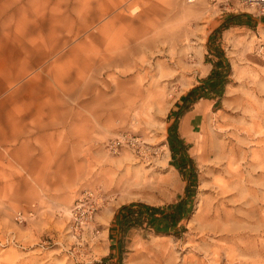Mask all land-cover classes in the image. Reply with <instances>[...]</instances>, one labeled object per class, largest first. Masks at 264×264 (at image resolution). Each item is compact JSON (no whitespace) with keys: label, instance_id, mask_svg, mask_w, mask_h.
<instances>
[{"label":"rangeland","instance_id":"374dc122","mask_svg":"<svg viewBox=\"0 0 264 264\" xmlns=\"http://www.w3.org/2000/svg\"><path fill=\"white\" fill-rule=\"evenodd\" d=\"M234 14L245 24L220 29ZM260 17L237 0H0V61L30 40L57 43L35 44L42 56L0 90V101L46 94L39 117L33 104L20 122L68 145L46 150L38 166L46 170L31 172L9 170L11 150L0 147V167L23 178L12 189L0 179V264H264ZM210 37L225 54L228 82L217 102L183 115L177 103L211 67ZM173 122L193 165L184 175L168 143ZM74 143L80 165L70 180L65 167L53 169ZM181 201L189 206L175 231L118 234L122 205Z\"/></svg>","mask_w":264,"mask_h":264},{"label":"crops","instance_id":"0c3cea01","mask_svg":"<svg viewBox=\"0 0 264 264\" xmlns=\"http://www.w3.org/2000/svg\"><path fill=\"white\" fill-rule=\"evenodd\" d=\"M253 19V18H252ZM261 20L262 17H260ZM254 20V19H253ZM49 44L51 45L49 48L54 47L57 43L55 41H34L30 40L29 47L23 43V45H19L17 49L14 50V57L11 58H5L0 61V74L6 73L8 76L6 79L0 80V90L5 89L6 85H10L14 80H17V75L20 73H25L26 70L22 71V68L24 66H29L30 64H34L35 57H41V54L37 52L36 56V47L35 44ZM28 44V43H27ZM31 45V46H30ZM43 49H48L46 47H43ZM48 51V50H46ZM40 52V51H39ZM79 55V54H78ZM77 56V54L68 53L67 58ZM212 68L209 69V72ZM25 69V68H24ZM209 72L204 76L209 74ZM13 74L12 78L10 77ZM204 79L197 82L194 86L199 85L200 83H203ZM14 90H20V87L14 89ZM45 93V92H44ZM46 94L41 96L40 99H31L26 98L22 100L17 101H0V107L1 109H6L5 111V117L4 120L6 121V127L3 128L0 126V147H7L11 150V156H12V164L14 167H12L11 171L14 172H31V171H37V170H46L44 168L38 167L39 165H42L44 163V160L42 157L45 154L46 150L54 149L57 151V154L62 151V147H68L67 144H64L61 142V135L60 133H52V132H25V127L21 121L22 114L25 113V111H28L30 107L35 104L36 113L35 116L39 117L44 105L50 104L49 101L46 99ZM56 98L60 97L59 93H55L54 97ZM202 100H208V98H200L196 102H194L185 112H183V115L189 114L192 112L194 106H196L197 103L201 102ZM11 105V106H9ZM9 106V108H8ZM9 110H8V109ZM11 108V109H10ZM180 108V105H179ZM66 111V110H65ZM190 120L196 119V113L189 115ZM180 119V116L177 117ZM187 119V118H186ZM186 119L181 124V131L187 132L186 130ZM83 123V122H82ZM86 125V124H85ZM84 123L82 124L83 130H88L89 126L86 125L85 129ZM38 128H44L38 127ZM83 135V134H82ZM81 135V136H82ZM88 135V136H87ZM86 137H89V133H87ZM77 150L81 152V149H76L75 143L70 146V150L66 153L64 160L59 162L55 169H53L54 173L56 175H60V171L64 169V173L66 176V179L74 180L76 179L75 172L76 169H78L79 163L76 161ZM56 154V153H55ZM0 165H2V162H0ZM0 179H3L5 181V187L7 188H16L15 184L22 181V177L15 176V175H6L5 169L0 167Z\"/></svg>","mask_w":264,"mask_h":264},{"label":"trees","instance_id":"16d2710c","mask_svg":"<svg viewBox=\"0 0 264 264\" xmlns=\"http://www.w3.org/2000/svg\"><path fill=\"white\" fill-rule=\"evenodd\" d=\"M240 18L241 16L237 14L228 16L226 21L220 26V29L234 25H244L245 23ZM208 44L209 51L214 53V58L211 62L212 68L206 78H204V82L189 89L177 103L178 106L180 105L181 113L185 112L200 98L213 99L217 102L228 82L229 64L223 50L217 46V43H212L211 37L208 40ZM168 143L171 155L177 159V162L173 163V165L184 175L186 168H192L193 165L190 159H185L181 155L185 152L186 145L179 139L175 122L168 127ZM187 193L193 195L189 189ZM184 203L181 201L166 206H152L142 202L124 204L116 215L118 234L124 233L133 227H152L157 232H163L170 228L175 231L176 225L185 214V208L189 206Z\"/></svg>","mask_w":264,"mask_h":264},{"label":"built area","instance_id":"2783aa9c","mask_svg":"<svg viewBox=\"0 0 264 264\" xmlns=\"http://www.w3.org/2000/svg\"><path fill=\"white\" fill-rule=\"evenodd\" d=\"M193 2L194 0H187ZM241 5L247 6L255 10L258 15L264 16V0H237ZM92 195V193H90ZM17 218L21 221L24 220V214L20 211L17 212Z\"/></svg>","mask_w":264,"mask_h":264},{"label":"bare ground","instance_id":"6f19581e","mask_svg":"<svg viewBox=\"0 0 264 264\" xmlns=\"http://www.w3.org/2000/svg\"><path fill=\"white\" fill-rule=\"evenodd\" d=\"M85 57V56H84ZM100 57V56H99ZM101 60H102V58H101ZM109 60V59H108ZM110 60H112V62H115V61H120L121 60V57L118 55V56H116V55H114L113 57H111V59ZM104 62V61H103ZM111 62V61H110ZM109 62V63H110ZM102 63V62H101ZM100 63V64H101ZM203 71H205V69H202ZM84 87V86H83ZM87 87V86H86ZM232 162H233V157H230L229 158V160H228V163H227V168H228V170L230 171V173H231V175L232 176H237L238 175V170H237V167L235 168V167H233L232 166ZM225 182H222V184H220V186H222L223 188H224V186H225ZM221 187V188H222Z\"/></svg>","mask_w":264,"mask_h":264}]
</instances>
